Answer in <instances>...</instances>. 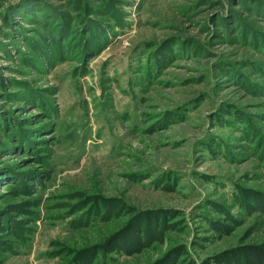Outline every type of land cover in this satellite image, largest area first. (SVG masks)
Returning a JSON list of instances; mask_svg holds the SVG:
<instances>
[{"label": "rangeland", "instance_id": "rangeland-1", "mask_svg": "<svg viewBox=\"0 0 264 264\" xmlns=\"http://www.w3.org/2000/svg\"><path fill=\"white\" fill-rule=\"evenodd\" d=\"M264 0H0V264H264Z\"/></svg>", "mask_w": 264, "mask_h": 264}, {"label": "trees", "instance_id": "trees-1", "mask_svg": "<svg viewBox=\"0 0 264 264\" xmlns=\"http://www.w3.org/2000/svg\"><path fill=\"white\" fill-rule=\"evenodd\" d=\"M261 259H264V253L261 255Z\"/></svg>", "mask_w": 264, "mask_h": 264}]
</instances>
